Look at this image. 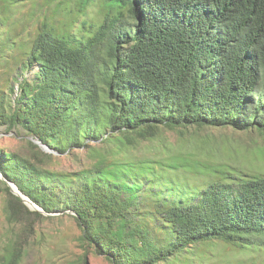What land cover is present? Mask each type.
<instances>
[{
  "label": "trees",
  "instance_id": "trees-1",
  "mask_svg": "<svg viewBox=\"0 0 264 264\" xmlns=\"http://www.w3.org/2000/svg\"><path fill=\"white\" fill-rule=\"evenodd\" d=\"M40 1L0 0V128L33 136L0 147L6 179L49 213L73 211L84 264L90 250L111 264H203L222 241L264 253V172L202 136L248 131L264 153V0ZM35 140L61 155L85 148L90 163L53 169ZM140 144L148 152L132 154ZM0 193L8 222L33 232L43 212L2 178ZM23 232L0 264H21Z\"/></svg>",
  "mask_w": 264,
  "mask_h": 264
},
{
  "label": "rangeland",
  "instance_id": "rangeland-1",
  "mask_svg": "<svg viewBox=\"0 0 264 264\" xmlns=\"http://www.w3.org/2000/svg\"><path fill=\"white\" fill-rule=\"evenodd\" d=\"M26 4V1H24ZM46 0L40 1L42 7ZM44 4V6H43ZM34 8L32 3L20 10L18 19L21 28L25 27L26 33L35 29L36 19L31 12ZM41 12L40 10L38 13ZM43 13V12H42ZM35 67L34 70H37ZM4 74L0 67V87H4ZM15 97V95H14ZM196 131V129L194 130ZM202 136L213 134L220 139L226 140L231 149H220V156L242 167L246 172H264V153L259 151L262 139L248 131L236 130L232 127L227 128H205ZM198 135V136H197ZM200 134L195 132L191 135L200 138ZM167 140L175 143L178 134L175 131L166 132ZM33 136L20 128L9 129L6 126L0 128V147L20 150L28 146V140ZM215 146H219L215 144ZM140 144L138 149H130L133 154L148 152ZM44 148V147H43ZM45 151L53 154L49 159V165L53 169L76 170L90 163L88 151L85 148L76 149L72 153L64 155L52 151L46 147ZM225 150V151H224ZM6 195L0 193V248L3 249L14 234L23 232L22 224L11 225L6 217L4 210ZM39 209H42L38 206ZM44 217L31 226L26 223V232H23L25 239V255L21 264H84L82 257L87 253L86 242L83 241V231L78 220L72 212H52L43 211ZM209 255L205 256L203 264H261L264 261V253L254 251L248 244L242 241L226 242L222 241L209 248ZM87 264H111L110 260L103 255H97L93 250L88 252Z\"/></svg>",
  "mask_w": 264,
  "mask_h": 264
},
{
  "label": "water",
  "instance_id": "water-1",
  "mask_svg": "<svg viewBox=\"0 0 264 264\" xmlns=\"http://www.w3.org/2000/svg\"><path fill=\"white\" fill-rule=\"evenodd\" d=\"M35 141H36L37 143L41 144L44 148H46V147L50 148L48 145L43 144L41 141H38V140H35ZM50 149H51V148H50ZM52 151H54V150L52 149ZM0 178H2L3 180H6V181L8 182V184L10 185L12 192H14L15 194L21 196L22 199L24 200V202H25V203H26V204H27L32 210H40V211H42V212L44 211V209H43L40 205H38L36 202H34L29 196H27L26 194H24V193L19 189V187H18L15 183H13V182L7 180L6 177L3 175V173H2L1 171H0ZM38 206H40L42 209H39ZM72 212H73V211H72Z\"/></svg>",
  "mask_w": 264,
  "mask_h": 264
}]
</instances>
